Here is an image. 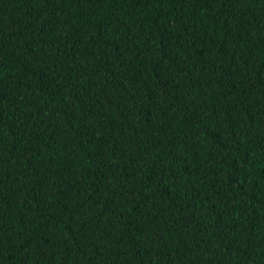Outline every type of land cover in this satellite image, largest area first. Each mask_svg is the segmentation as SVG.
I'll return each instance as SVG.
<instances>
[{
    "label": "trees",
    "instance_id": "obj_1",
    "mask_svg": "<svg viewBox=\"0 0 264 264\" xmlns=\"http://www.w3.org/2000/svg\"><path fill=\"white\" fill-rule=\"evenodd\" d=\"M0 264H264V0H0Z\"/></svg>",
    "mask_w": 264,
    "mask_h": 264
}]
</instances>
